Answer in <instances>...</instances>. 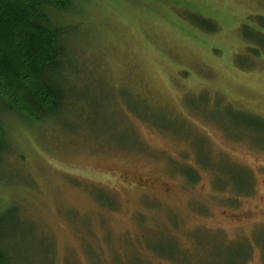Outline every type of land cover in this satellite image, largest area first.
Listing matches in <instances>:
<instances>
[{"label":"rangeland","instance_id":"obj_1","mask_svg":"<svg viewBox=\"0 0 264 264\" xmlns=\"http://www.w3.org/2000/svg\"><path fill=\"white\" fill-rule=\"evenodd\" d=\"M80 9L71 101L8 124L11 264H264V0Z\"/></svg>","mask_w":264,"mask_h":264},{"label":"trees","instance_id":"obj_2","mask_svg":"<svg viewBox=\"0 0 264 264\" xmlns=\"http://www.w3.org/2000/svg\"><path fill=\"white\" fill-rule=\"evenodd\" d=\"M80 1L0 0V169L13 153L9 122L40 126L71 101L66 72L77 24L70 20L80 16ZM12 261L0 242V264Z\"/></svg>","mask_w":264,"mask_h":264}]
</instances>
